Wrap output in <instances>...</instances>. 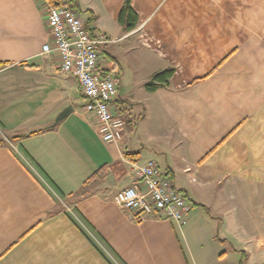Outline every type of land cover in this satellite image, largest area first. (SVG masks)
<instances>
[{
    "label": "crops",
    "instance_id": "1",
    "mask_svg": "<svg viewBox=\"0 0 264 264\" xmlns=\"http://www.w3.org/2000/svg\"><path fill=\"white\" fill-rule=\"evenodd\" d=\"M60 2L110 41L125 129L103 143L76 79L41 54L49 0H0V264H263L264 0H131V30L124 0ZM148 160L190 203L185 224L114 204Z\"/></svg>",
    "mask_w": 264,
    "mask_h": 264
},
{
    "label": "built area",
    "instance_id": "2",
    "mask_svg": "<svg viewBox=\"0 0 264 264\" xmlns=\"http://www.w3.org/2000/svg\"><path fill=\"white\" fill-rule=\"evenodd\" d=\"M45 18L52 46L44 44L41 54L56 53L60 59V72L76 79L85 99L83 110L94 116L100 140L103 143L118 142L125 129L124 119L111 110L118 96V82L99 61L103 47L110 41L103 35H91L82 19L69 7L48 3ZM130 167L136 183L117 193L114 204L137 223L156 216L185 224L191 205L174 189L155 162L132 163Z\"/></svg>",
    "mask_w": 264,
    "mask_h": 264
},
{
    "label": "trees",
    "instance_id": "3",
    "mask_svg": "<svg viewBox=\"0 0 264 264\" xmlns=\"http://www.w3.org/2000/svg\"><path fill=\"white\" fill-rule=\"evenodd\" d=\"M131 0H124L123 6L121 7L118 23L124 26L125 30H131L137 24V17L132 12L130 7ZM49 3L53 6H62L60 0H49ZM173 73L172 69L164 70L162 72L154 74L149 82L146 83L145 88L147 91H154L160 84H167L171 75ZM131 152H126L125 156H131Z\"/></svg>",
    "mask_w": 264,
    "mask_h": 264
},
{
    "label": "water",
    "instance_id": "4",
    "mask_svg": "<svg viewBox=\"0 0 264 264\" xmlns=\"http://www.w3.org/2000/svg\"><path fill=\"white\" fill-rule=\"evenodd\" d=\"M72 111L71 107L65 108L56 118V122L66 117Z\"/></svg>",
    "mask_w": 264,
    "mask_h": 264
},
{
    "label": "rangeland",
    "instance_id": "5",
    "mask_svg": "<svg viewBox=\"0 0 264 264\" xmlns=\"http://www.w3.org/2000/svg\"><path fill=\"white\" fill-rule=\"evenodd\" d=\"M126 56H128V54H125ZM129 56H130V54H129Z\"/></svg>",
    "mask_w": 264,
    "mask_h": 264
}]
</instances>
